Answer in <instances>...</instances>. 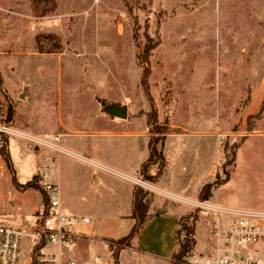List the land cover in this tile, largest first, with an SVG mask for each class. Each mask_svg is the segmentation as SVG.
<instances>
[{
    "label": "rangeland",
    "instance_id": "obj_1",
    "mask_svg": "<svg viewBox=\"0 0 264 264\" xmlns=\"http://www.w3.org/2000/svg\"><path fill=\"white\" fill-rule=\"evenodd\" d=\"M147 42L157 43L148 91L137 59ZM0 81V123L11 110L16 129L49 142L8 137L0 220L32 228L47 207L48 181L72 215H89L98 234L109 229L107 220L130 207L128 181L81 161L90 157L136 176L134 185L150 192L152 213L169 209L165 224L180 213L195 229L185 264H200L215 230L217 216L202 203L264 208V0H0ZM252 91L254 113L247 115ZM102 102L127 104L128 118L107 114ZM151 107L167 129L158 143L166 157L161 184L175 199L156 193V180L140 170L148 141L162 137L150 132ZM227 174L209 199L200 198L205 184ZM149 226L145 237L156 248L154 221ZM66 242L47 244L45 257L71 260ZM107 244L112 249L88 252L87 259L114 264L113 246L120 244ZM119 257L121 264H167L138 252Z\"/></svg>",
    "mask_w": 264,
    "mask_h": 264
},
{
    "label": "built area",
    "instance_id": "obj_2",
    "mask_svg": "<svg viewBox=\"0 0 264 264\" xmlns=\"http://www.w3.org/2000/svg\"><path fill=\"white\" fill-rule=\"evenodd\" d=\"M10 136L24 137L42 145L49 143L45 138L22 133L10 121L0 123V179L7 171L5 154ZM55 139L58 141L60 138ZM43 189L48 197L47 207L32 228L0 220V264H103L99 256L82 262L75 259L64 262L60 257H45L47 244L65 243L72 227L90 223L91 219L64 211L58 185L47 181ZM201 205L214 211L217 221L211 243L200 255V264H264V208ZM25 238L29 239L28 256H24Z\"/></svg>",
    "mask_w": 264,
    "mask_h": 264
},
{
    "label": "crops",
    "instance_id": "obj_3",
    "mask_svg": "<svg viewBox=\"0 0 264 264\" xmlns=\"http://www.w3.org/2000/svg\"><path fill=\"white\" fill-rule=\"evenodd\" d=\"M254 91H252L251 93V97L246 105V110L247 111V115L253 114V111H250V106L253 103L254 99H253V95ZM263 101H264V97H263ZM263 101L261 102V105L263 104ZM261 107V106H260ZM149 143V141H148ZM149 148V145H148ZM63 149V147H62ZM64 150V149H63ZM67 152H71L69 150H67ZM68 153V154H69ZM74 153V152H73ZM78 154V153H77ZM150 151L148 153V157H149ZM77 156L78 155H74ZM148 157L142 161L140 164V170L142 168L143 163L148 159ZM79 158V157H78ZM169 160V159H168ZM81 161H83L85 164L89 165V167L95 168V170H101V171H111L114 172L120 176H122L126 181V193L129 196V199L131 201L130 207L128 208V210L124 211V212H120L117 211V213L112 216L111 218H109L107 220L108 223V227L109 229H107L106 231H103L101 234L97 233V228L96 226H92L89 227L90 223H80L75 225L74 227H72L71 229V234L72 235V239L71 241H69L67 243V247H68V256L69 259H75V260H87L88 257V252H93L96 249H99L101 253L107 251L108 249H112L111 247L108 246L107 244V240L108 239H113V240H118L124 236H126L132 226L135 223V220L133 218H131V211H132V203H133V198H134V190H135V179L136 176L125 173L113 166H111L110 164L100 161L98 159H94L93 157H90L88 159H81ZM155 166V165H152ZM169 166V165H168ZM167 166V168H168ZM150 170H153L150 168ZM95 171L92 170L91 172V176L94 182H96L97 184L101 183V177L97 174V173H93ZM150 175H155L154 172H151ZM163 175V173H162ZM162 175H160L156 181H152L153 183V188L154 191L156 193H162L167 195L168 197H171L173 199H175L176 197H178L179 195L176 194L175 191H170V189H165L164 187H162L161 183H165L163 181ZM168 188V187H167ZM61 201H62V206L64 208V210L69 213H71L72 208L70 206H68L67 204L63 203V197H61ZM153 202L150 203V207H149V212H148V222L147 224L144 226V228L140 231V233L138 234V236L133 239L132 243L130 246H125L123 247V249L120 252V256L123 252L128 251L129 255H131L133 252H138L144 255H147L149 257H151L152 259H155V261L161 262V263H167V264H171L172 262V256L175 253V251L178 248V244H177V230L179 227L178 221L180 216V213H174L175 214V218H176V223H173V219L171 218L172 221L168 222V223H164V220H168V218H165V214L168 213L169 209H164L163 212H161V209H158L156 211H154V213H152V206ZM154 214V215H153ZM153 215V216H152ZM80 216V215H78ZM81 216H85V217H89L91 218L89 215L84 214ZM151 221H154L155 223V228L153 231V236L154 240L156 241V243H158V245L156 246V248H154L152 246V244L150 242L147 241L145 234L147 231H149V229L152 226H149ZM164 223L165 227L160 226L158 223ZM151 231V232H152ZM175 238V240H174ZM206 246L204 248H201L200 253L202 254V252L206 251ZM59 253H62V248L58 247V255ZM60 256V255H59ZM200 257L199 260L200 261ZM119 264H121L120 262V257H119Z\"/></svg>",
    "mask_w": 264,
    "mask_h": 264
},
{
    "label": "trees",
    "instance_id": "obj_4",
    "mask_svg": "<svg viewBox=\"0 0 264 264\" xmlns=\"http://www.w3.org/2000/svg\"><path fill=\"white\" fill-rule=\"evenodd\" d=\"M156 46H157V43L151 44L150 42H147L142 48V51H140L137 55L138 62L143 68L142 75H141V85L145 88L146 91L149 90L148 77L151 72L150 65H149L150 55L152 53V50H154ZM0 84H1V81H0ZM263 105H264V101H263L262 106ZM151 108H152L151 111L147 115L148 126L150 127V132L152 134L161 133L162 137L158 139H155L154 137L150 138L149 143H148L150 154H149L148 159L143 163L141 169L145 172L146 174L145 176H147V178L156 180L160 175H162L163 169L165 168V165H166V157L164 155L163 150L158 147V143L159 141H161V144L162 145L164 144L165 133L167 129L160 128V125L158 123L157 112L155 108L153 107ZM262 110H263V107L261 111ZM11 117H12V111L10 110L8 121H10ZM237 147H240V144L237 145ZM5 159L8 165L9 156L7 152L5 154ZM231 162L232 161H230V163ZM152 165H157L158 167V172L155 175L148 174V169ZM229 179H230V176L229 174H227V178L225 180H221L218 177L214 182L205 184L200 190V193H199L200 198L203 200L209 199L212 195V189L214 187L220 186L228 182ZM27 185L29 186L33 185L35 187H39L38 184H36L35 182H30ZM43 196L46 202L45 204H47L48 197L45 193ZM149 196H150V192L148 190H145L144 188L138 187V186L135 187L134 198H133V203H132V211H131V218L135 220V223L132 226L130 232L126 236L117 240L120 246L118 247L113 246L114 264H119V256H120V252L123 249V247L130 246L133 239H135L138 236L140 231L147 224L148 212H149V207H150ZM183 219H184L183 216H181L178 221L179 227L177 230V237H176L178 248L172 256V264H185L186 257L189 255L193 246H195L196 244V240L193 238L195 235V229L190 225H183L182 223ZM184 231L186 233L184 234V237L182 236L183 238L181 239V235H183ZM43 245L44 243L41 246Z\"/></svg>",
    "mask_w": 264,
    "mask_h": 264
},
{
    "label": "water",
    "instance_id": "obj_5",
    "mask_svg": "<svg viewBox=\"0 0 264 264\" xmlns=\"http://www.w3.org/2000/svg\"><path fill=\"white\" fill-rule=\"evenodd\" d=\"M104 111L114 117L127 119L129 116V108L127 104L106 103L102 102Z\"/></svg>",
    "mask_w": 264,
    "mask_h": 264
}]
</instances>
